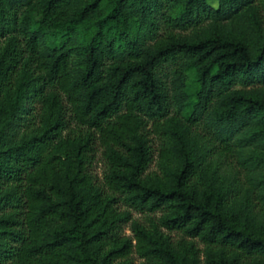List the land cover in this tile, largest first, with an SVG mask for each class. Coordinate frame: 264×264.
<instances>
[{
  "label": "trees",
  "instance_id": "16d2710c",
  "mask_svg": "<svg viewBox=\"0 0 264 264\" xmlns=\"http://www.w3.org/2000/svg\"><path fill=\"white\" fill-rule=\"evenodd\" d=\"M214 1L0 0V264H264V0Z\"/></svg>",
  "mask_w": 264,
  "mask_h": 264
},
{
  "label": "rangeland",
  "instance_id": "374dc122",
  "mask_svg": "<svg viewBox=\"0 0 264 264\" xmlns=\"http://www.w3.org/2000/svg\"><path fill=\"white\" fill-rule=\"evenodd\" d=\"M208 2L211 6L216 7V2L214 0H208ZM154 144H155V141H154ZM104 170H105V166H104V163L100 157V152H99V153H97L96 162L94 163L93 170H92V172H93L94 176L97 178V180L100 181L102 179L103 174H104ZM121 210L131 211L125 207H121ZM150 216L152 218H157L158 214H150ZM131 218H132V220L138 221L141 224L147 225L148 224V218H150V217L147 214H142V213H137V212L131 211ZM130 224H131V221L128 222L124 226V229H123L124 235L129 237V238L132 237V233L130 230ZM133 260L135 261V264L140 262V260H138L135 256L133 257Z\"/></svg>",
  "mask_w": 264,
  "mask_h": 264
}]
</instances>
